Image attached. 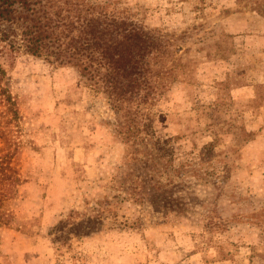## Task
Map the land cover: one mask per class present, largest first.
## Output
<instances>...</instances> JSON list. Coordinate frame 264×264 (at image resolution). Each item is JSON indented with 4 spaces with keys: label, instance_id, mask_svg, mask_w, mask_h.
I'll list each match as a JSON object with an SVG mask.
<instances>
[{
    "label": "rangeland",
    "instance_id": "1",
    "mask_svg": "<svg viewBox=\"0 0 264 264\" xmlns=\"http://www.w3.org/2000/svg\"><path fill=\"white\" fill-rule=\"evenodd\" d=\"M117 5L164 40L160 89L124 107L134 143L73 68L2 59L16 103L0 100V156L21 182L1 203L0 264H264V0Z\"/></svg>",
    "mask_w": 264,
    "mask_h": 264
},
{
    "label": "trees",
    "instance_id": "2",
    "mask_svg": "<svg viewBox=\"0 0 264 264\" xmlns=\"http://www.w3.org/2000/svg\"><path fill=\"white\" fill-rule=\"evenodd\" d=\"M117 4L120 0H0V100L8 110L14 111L16 99L2 59L7 50H19L51 65L71 67L107 94L111 107L128 117L119 133L125 143H134L139 131L124 107L137 100L146 103L160 89L162 76H151L150 59L163 53L164 40ZM1 138L8 147L15 145ZM153 147L164 148L158 139ZM12 158V151L0 156V227L7 224L1 203L9 187L21 182Z\"/></svg>",
    "mask_w": 264,
    "mask_h": 264
},
{
    "label": "crops",
    "instance_id": "3",
    "mask_svg": "<svg viewBox=\"0 0 264 264\" xmlns=\"http://www.w3.org/2000/svg\"><path fill=\"white\" fill-rule=\"evenodd\" d=\"M262 50H264V47H261Z\"/></svg>",
    "mask_w": 264,
    "mask_h": 264
}]
</instances>
